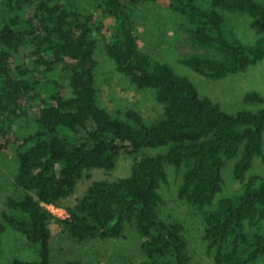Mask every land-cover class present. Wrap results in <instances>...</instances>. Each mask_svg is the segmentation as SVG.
<instances>
[{
  "label": "trees",
  "instance_id": "obj_1",
  "mask_svg": "<svg viewBox=\"0 0 264 264\" xmlns=\"http://www.w3.org/2000/svg\"><path fill=\"white\" fill-rule=\"evenodd\" d=\"M81 0H1L0 150L15 149L16 185L0 214V236L11 225L37 245L36 259L14 264H51V227L55 218L73 237L121 238L128 224L141 234L142 259L134 264H202L193 260L185 225L164 219L160 191L167 165L185 168L179 196L204 216V239L216 264H250L264 255V174H250L264 155V108L225 110L202 95L187 75L141 48L136 32L137 5L167 6L181 17L190 41L206 52L181 61L196 73L221 78L247 70L264 59V34L245 41L228 13L259 20L261 0H103L109 26L81 10ZM94 30L109 32L108 54L119 71L139 87L154 88L162 115L146 121L135 109L114 116L97 101ZM58 71L69 86L50 74ZM263 102L256 90L245 95ZM38 109V127L18 136L14 123ZM168 146L155 154L145 148ZM122 154L134 156L130 174L97 179L66 217L46 205L62 206L75 192L85 170H112ZM235 159L239 186L224 191L225 167ZM66 264H86L69 259Z\"/></svg>",
  "mask_w": 264,
  "mask_h": 264
},
{
  "label": "rangeland",
  "instance_id": "obj_2",
  "mask_svg": "<svg viewBox=\"0 0 264 264\" xmlns=\"http://www.w3.org/2000/svg\"><path fill=\"white\" fill-rule=\"evenodd\" d=\"M103 0H81L80 8L84 12L95 13L98 20L106 27L113 18L106 17L101 2ZM264 1V0H261ZM1 7V0H0ZM135 15L136 32L142 49L147 50L155 60L168 62L176 72L189 76L202 95L211 96L216 102L230 112L239 109L264 108V101H250L245 95L253 90L264 96V59L252 64L247 70L229 74L221 78L200 75L181 59L193 52H206L188 38L181 17L176 16L164 4L142 2L137 5ZM235 23L241 37L253 43L264 34V27L259 20L241 13H228ZM92 36L97 42L95 58L98 64L95 68L97 101L114 116L127 118V111L135 109L143 114L146 121H155L163 111L164 104L157 99L154 88L139 87L129 76L119 71L115 60L106 50V42L110 33L94 30ZM62 79L68 86V78L58 71L50 74ZM38 109L34 108L28 116L19 118L14 123L18 136H26L38 127ZM168 146L145 148L148 153L167 151ZM235 159L228 161L225 167V185L222 195L231 194L239 182L234 176ZM134 164V156L122 154L114 169L94 167L85 170L79 179L77 188L70 196L62 200V206H57L54 214L65 217V207L77 202L83 196L91 183L97 179H115L130 174ZM18 170V158L15 149L0 150V214L7 208L6 201L10 195L21 196L24 190L15 183ZM168 180L162 183L160 191L164 202L159 206L161 216L169 221H181L185 225V235L189 241L193 260L202 264H216L214 254L209 252L204 239V216L196 208L189 205L179 196V188L183 181L185 168L178 169L174 164L167 165ZM250 174H264V155L255 159ZM59 208V209H57ZM64 212V215L61 214ZM66 211V213H65ZM51 264H66L69 259L77 258L86 264H134L142 259L140 244L142 237L135 224L127 226L125 235L121 238L85 239L79 240L64 228L62 223L53 218L50 221ZM37 245L27 236L11 225L0 236V264H14L16 259H36ZM250 264H264V255Z\"/></svg>",
  "mask_w": 264,
  "mask_h": 264
},
{
  "label": "built area",
  "instance_id": "obj_3",
  "mask_svg": "<svg viewBox=\"0 0 264 264\" xmlns=\"http://www.w3.org/2000/svg\"><path fill=\"white\" fill-rule=\"evenodd\" d=\"M46 205H47V207L52 211V212H55V209H56V207H57V205H55V204H53V203H46ZM57 209H59V208H57ZM65 213H66V211H65ZM67 213H68V211H67ZM61 214H63L64 215V212L63 211H61ZM68 215V214H67ZM66 215V216H67ZM65 216V217H66Z\"/></svg>",
  "mask_w": 264,
  "mask_h": 264
}]
</instances>
